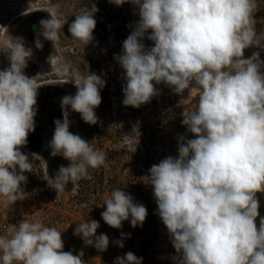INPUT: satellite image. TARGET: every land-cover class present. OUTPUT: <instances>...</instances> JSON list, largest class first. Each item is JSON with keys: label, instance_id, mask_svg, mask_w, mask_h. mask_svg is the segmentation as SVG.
<instances>
[{"label": "clouds", "instance_id": "1", "mask_svg": "<svg viewBox=\"0 0 264 264\" xmlns=\"http://www.w3.org/2000/svg\"><path fill=\"white\" fill-rule=\"evenodd\" d=\"M130 4L138 16L113 58L122 69L124 106L140 108L161 95L164 84L182 95L199 89L194 108L182 113L187 135L178 137L177 156L153 164L146 178L153 189L156 214L175 250L174 264H264V217L257 193H264V31H257L258 0H108ZM99 12L81 9L68 26L74 40L94 42ZM41 37L54 45L64 24L56 14L41 19ZM145 39L152 42L146 46ZM258 49L245 58V50ZM106 51V50H105ZM6 53L9 66L0 70V197L6 204L22 200L36 153H25L29 133L35 131L38 85L24 73L29 55L23 37L13 38ZM74 95L60 98L63 119H56L48 147L61 165L50 186L57 197L71 182L105 163L102 152L69 131L68 109L96 125L106 80L95 72H74ZM67 112V114H65ZM31 157V158H30ZM101 218L114 229L124 221L142 227L147 208L131 194L116 189L104 202ZM259 217V226L257 218ZM96 220L77 223L74 235L85 245L106 251L109 236L97 235ZM0 237V264H85L81 255L64 251L62 233L40 221L21 220ZM131 233L113 241L120 248ZM129 251L113 264H142Z\"/></svg>", "mask_w": 264, "mask_h": 264}, {"label": "rangeland", "instance_id": "2", "mask_svg": "<svg viewBox=\"0 0 264 264\" xmlns=\"http://www.w3.org/2000/svg\"><path fill=\"white\" fill-rule=\"evenodd\" d=\"M259 10L254 14L257 31H264V0H258ZM96 4L97 26L95 40L85 45L74 40L68 32V26L81 9ZM42 9L49 14H56L64 27L59 31V41L48 47L45 53L29 51L30 58L24 73L35 77L37 83L44 81L66 80L67 85L76 88L71 82L74 72L87 75L95 72L106 80V87L101 90L102 103L95 110L99 117L96 125L85 123L79 113L69 108L68 119L72 122L69 131L79 134L91 143L94 150L102 152L105 163L98 168H89L86 177L59 194L50 186L53 179L43 168L41 161H34L32 172L25 173L27 183L22 184V200L6 204L0 197V237L10 238L9 229L21 220L40 221L47 227H55L62 233L64 251L81 255L85 264H113L117 256L131 251L142 257V264H174L171 259L175 250L170 243L166 227L156 214L157 205L153 189L146 178L153 164H158L167 156H177L178 137L187 135L182 126V113L195 107L199 89L192 87L182 95L175 94L164 84L156 85L161 90L159 97L140 108L122 104V69L113 55L119 54L122 42L131 32L129 25L138 16L133 14L130 4L117 7L108 0H0V70L9 66L7 48L12 44L11 25L23 14ZM105 28L102 37L99 32ZM146 46L152 42L145 39ZM106 50V51H105ZM258 49L245 50V58ZM264 59V52H261ZM73 94V95H74ZM22 151L28 154L25 148ZM31 158V157H30ZM121 189L142 203L147 208V217L142 227L133 228L129 221H124L121 229H114L104 223L101 213L105 210L104 202L111 192ZM260 202L259 213L264 217V193H257ZM96 220L100 223L97 235L109 236V246L100 252L85 245L74 229L79 222ZM259 226V217L257 218ZM121 232L131 233V238L123 241L120 248L113 241L120 238ZM2 255V253H0Z\"/></svg>", "mask_w": 264, "mask_h": 264}, {"label": "flooded vegetation", "instance_id": "3", "mask_svg": "<svg viewBox=\"0 0 264 264\" xmlns=\"http://www.w3.org/2000/svg\"><path fill=\"white\" fill-rule=\"evenodd\" d=\"M49 18L42 9L32 10L21 15L10 27L12 38L23 37L27 50L36 53H45L48 45L47 40L41 37L43 43L42 49L35 47V38L40 32V20ZM37 116L35 117V131L29 133L28 144L25 150L39 155V164L46 168L53 178L61 165L68 166L69 161L60 156L52 157L48 144L52 139L54 132V123L56 119H63L64 110L61 107L60 98L65 95H73L74 89L67 85L66 80L44 81L37 83ZM69 111V109H68ZM67 114V112H65ZM71 182L67 185L69 186Z\"/></svg>", "mask_w": 264, "mask_h": 264}, {"label": "trees", "instance_id": "4", "mask_svg": "<svg viewBox=\"0 0 264 264\" xmlns=\"http://www.w3.org/2000/svg\"><path fill=\"white\" fill-rule=\"evenodd\" d=\"M106 33V30L104 27H102V29L100 30L99 34L103 37ZM65 188H68V186H66Z\"/></svg>", "mask_w": 264, "mask_h": 264}]
</instances>
